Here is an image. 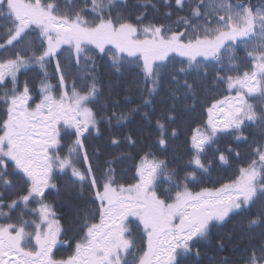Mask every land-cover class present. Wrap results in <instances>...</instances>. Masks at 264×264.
Wrapping results in <instances>:
<instances>
[{"label": "snow or ice", "instance_id": "obj_1", "mask_svg": "<svg viewBox=\"0 0 264 264\" xmlns=\"http://www.w3.org/2000/svg\"><path fill=\"white\" fill-rule=\"evenodd\" d=\"M160 3L0 0V264H264V5Z\"/></svg>", "mask_w": 264, "mask_h": 264}, {"label": "trees", "instance_id": "obj_2", "mask_svg": "<svg viewBox=\"0 0 264 264\" xmlns=\"http://www.w3.org/2000/svg\"><path fill=\"white\" fill-rule=\"evenodd\" d=\"M82 0H75V4L77 7L80 6ZM154 3L157 4V6L159 7L160 11L156 12L153 11L151 8H148V17L149 19H155V20H160L162 22L167 23L168 21L163 19L162 13L164 11H166V9L163 7V5L160 3V0H153ZM144 3V0H127V4H126V8L127 11L131 12L133 15H135L137 12L142 11V5ZM208 4L212 3V0H207ZM251 3L253 5L256 6H261L264 5V0H251ZM185 13H180V15H184ZM176 17H173V20H175ZM29 40H33L35 39L37 41V43L39 42L36 34H33L32 36L28 37ZM65 55H67V53H65ZM240 55L243 56V51L240 52ZM27 71V75H21L20 79L23 81L25 79H28L30 82H32L33 84H38L39 83V69H35V70H26ZM49 71H52L51 69H49ZM97 73L98 75L102 78L103 82L105 83V85L107 84L108 79L110 78V73L111 70L108 66V62L106 60H98V68H97ZM114 78V77H113ZM131 78H129L130 80ZM53 83H55L56 81L53 80ZM138 89H136L135 87L133 88V98H136ZM227 94L226 91L222 88V87H217L214 89H209L207 90L205 93L202 94V103L204 104V107H207L208 104H210L212 102L213 98H219L222 95ZM161 95H165V93L162 91ZM205 98H206V103H205ZM254 103H257V101H253ZM161 103V99L160 97H157V106L159 107ZM164 103H168L167 100L164 101ZM202 117L204 120H206L207 118V114L206 112H203V110L201 108H198L197 111L195 113H190L188 114V116L185 117V122L186 123H191L192 120H196L197 123L200 122V120L198 118ZM193 127L195 126V124L192 125ZM188 129L187 127H185L183 129L184 133H187ZM186 136L185 135H181L180 139L177 140L174 144V149L176 150L177 153H180L183 151V143L185 140ZM230 141L228 139H223L220 143V147H224L225 144L229 143ZM215 147V146H214ZM242 153V158L238 159V160H233L231 167L228 166H221V167H216L211 171V180H223V181H227L229 178H231L233 176V174L237 171V169L241 166V164L243 163L244 159L247 158V146L244 144L240 145V149H239ZM132 164V161H126L123 165H121V168H128L130 167ZM210 186V183H209ZM53 199H55V197H53ZM56 203L58 206H60V201L57 199ZM59 210L61 212H67L68 208L67 206H60ZM15 215H19V211H17L15 213ZM30 216H26L25 219H30ZM2 222V221H0ZM230 227V225H229ZM226 230V229H225ZM223 231V230H222ZM206 250H207V245L203 246ZM61 253L65 252V249L61 248L60 249ZM229 253H225V255H228ZM205 264H207V262L205 261Z\"/></svg>", "mask_w": 264, "mask_h": 264}]
</instances>
